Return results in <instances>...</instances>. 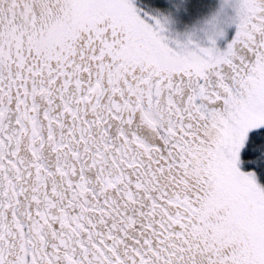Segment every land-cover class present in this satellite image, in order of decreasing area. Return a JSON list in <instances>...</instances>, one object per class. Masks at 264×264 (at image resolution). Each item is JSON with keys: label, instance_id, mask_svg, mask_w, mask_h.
<instances>
[{"label": "snow or ice", "instance_id": "6c2138e0", "mask_svg": "<svg viewBox=\"0 0 264 264\" xmlns=\"http://www.w3.org/2000/svg\"><path fill=\"white\" fill-rule=\"evenodd\" d=\"M0 264H264V0H0Z\"/></svg>", "mask_w": 264, "mask_h": 264}]
</instances>
